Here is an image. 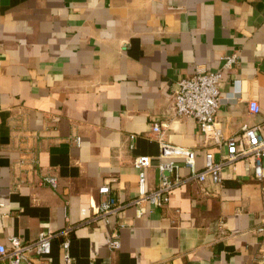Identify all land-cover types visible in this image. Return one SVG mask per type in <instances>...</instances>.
<instances>
[{
	"label": "crops",
	"instance_id": "0c3cea01",
	"mask_svg": "<svg viewBox=\"0 0 264 264\" xmlns=\"http://www.w3.org/2000/svg\"><path fill=\"white\" fill-rule=\"evenodd\" d=\"M201 70H223V137L243 125L264 134V0H0V246L51 231L35 264H65L70 228L72 264H264V180L247 161L226 166L223 184L179 161L167 205L141 217L131 205L136 157H150L145 186L158 187L154 123L167 145L196 152L198 171L207 153L227 154L174 112L179 81ZM104 185L122 209L90 222Z\"/></svg>",
	"mask_w": 264,
	"mask_h": 264
},
{
	"label": "built area",
	"instance_id": "2783aa9c",
	"mask_svg": "<svg viewBox=\"0 0 264 264\" xmlns=\"http://www.w3.org/2000/svg\"><path fill=\"white\" fill-rule=\"evenodd\" d=\"M224 70H230L238 62V55L224 57ZM223 80V70H201L193 76L179 81L175 92L174 112L182 118L196 119L205 141H215L217 144H226L227 154L221 161H215L213 154L205 156V166L202 171L196 167V152L193 149L173 147L164 142V127L160 123H154L152 134L161 145L160 163L158 166V187L152 190L145 186V169L150 165V157L139 156L134 159V166L140 170L139 195L132 201L139 217L145 215L150 207L159 209L168 204L175 187L181 182L179 176L180 162L191 171V178L200 183L211 179L215 184H223V169L238 161H247L254 170L258 181L264 180V134L260 126L243 125L238 134L224 138L222 130L216 122V116L222 104V92L220 84ZM250 111L258 113V104L250 103ZM43 183L52 188H57L58 181L55 177L43 178ZM109 185L100 187L99 193L104 197L95 207L94 216L90 222L107 219L118 213L122 205L111 194ZM264 222V221H263ZM264 232V226L259 228ZM65 240L62 246L65 250V264H72L73 257L70 253V228L61 233ZM57 235L41 232L35 240L21 242L19 239H11V247L7 249L0 246L1 258H8L11 264H35L36 260L48 257L52 251V242ZM110 250L120 249V241L116 233L108 237ZM256 264V263H252Z\"/></svg>",
	"mask_w": 264,
	"mask_h": 264
}]
</instances>
